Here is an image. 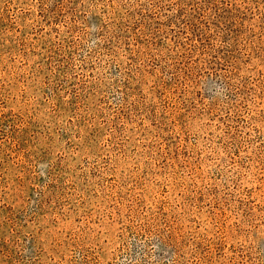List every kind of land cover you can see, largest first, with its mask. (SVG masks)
Returning a JSON list of instances; mask_svg holds the SVG:
<instances>
[{"label":"rangeland","instance_id":"rangeland-1","mask_svg":"<svg viewBox=\"0 0 264 264\" xmlns=\"http://www.w3.org/2000/svg\"><path fill=\"white\" fill-rule=\"evenodd\" d=\"M0 264H264V0H0Z\"/></svg>","mask_w":264,"mask_h":264}]
</instances>
